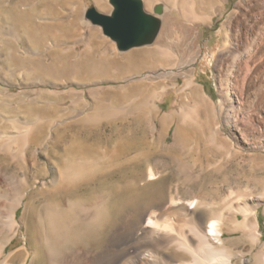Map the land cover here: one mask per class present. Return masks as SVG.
<instances>
[{
  "label": "rangeland",
  "instance_id": "1",
  "mask_svg": "<svg viewBox=\"0 0 264 264\" xmlns=\"http://www.w3.org/2000/svg\"><path fill=\"white\" fill-rule=\"evenodd\" d=\"M142 1L149 13L154 6L162 5L161 16L171 26L166 44L174 53L184 54L179 37L184 27L180 12L170 8L167 0ZM237 1L225 0L223 10L219 12L220 8L215 7L212 20L196 24L192 31L195 47L189 52L197 55L194 77L205 100H183L178 93L183 78L167 80L166 90L156 101L160 111L154 118L157 129L152 132L142 101L164 84L143 79L144 75L153 77L151 74L156 73V69L150 68L151 58L125 57L131 52L151 49L166 26L164 18L151 45L118 52L100 27L84 18L88 5L109 14L112 7L108 0H0V135L11 144L9 153L0 152V177L20 178L25 172L28 187L36 189L44 183L51 184L52 178L59 179L66 159L73 163L80 159L89 161L90 168L81 170L73 183L63 180L58 190L61 198L72 199L87 200L99 192L108 194L111 222L103 231V241L129 207L140 209L172 197L180 200L173 208V214L178 216L184 203L201 199L208 207L201 206L197 211L208 217L211 211L221 213L228 206L221 200L232 189L239 195L247 179L257 191L262 189L263 151L256 154L251 176V166L238 169L234 161L220 168L226 155L224 149H229L222 148L223 137L228 135L222 131L220 136H214L220 121L219 78L214 60L223 43L220 31ZM212 2L195 0L206 14L211 13ZM182 107L188 113L185 123L170 116ZM23 121L29 122L32 131L29 139L19 142L17 139L23 132L19 125ZM20 155L24 163L18 159ZM150 167L156 176L148 180ZM39 195V204L59 199L47 192ZM20 214L19 210L17 216ZM225 218L222 239L224 248L233 255L232 264H252L253 253L264 244V203L258 213L259 246L252 250L241 230L230 228L233 225L230 212ZM28 219L30 238L36 247L41 229L36 233V223L31 216ZM24 245L28 247L20 231L5 253ZM181 255L185 257L183 260L191 261Z\"/></svg>",
  "mask_w": 264,
  "mask_h": 264
},
{
  "label": "bare ground",
  "instance_id": "2",
  "mask_svg": "<svg viewBox=\"0 0 264 264\" xmlns=\"http://www.w3.org/2000/svg\"><path fill=\"white\" fill-rule=\"evenodd\" d=\"M167 2L170 8H176L180 12L184 20L179 37L185 53L176 54L166 44L171 26L161 13L159 17L164 18L166 26L152 48L131 52L125 57L126 60L138 55L145 57L142 58L144 60L151 58L153 64L150 68L156 69V73L151 74L153 77L144 75L143 79H154L164 84L142 101L143 109L149 115L152 132L157 129L154 118L160 111L156 101L166 90L167 80L183 78V84L178 89L183 100H205L194 77V64L198 58L189 52L195 47L192 31L196 24H207L212 20V15L216 13L215 7L220 8V12L225 5V0H213L210 3L212 11L206 14L200 11L195 0ZM157 6H161L163 12L162 5ZM220 33L223 43L214 60L219 78L217 87L220 121L214 136H220L225 131L228 136L223 137L225 139L222 148L228 146L229 149H224L226 155L220 159L219 165L220 168H225L231 161H234L238 169L249 165L251 176L255 170L254 162L258 158L256 154L260 151L264 154V0H238ZM173 115L181 123L188 119V113L183 107L170 114L171 117ZM29 125L27 121L20 123L19 128L23 132L17 139L19 142L30 135L32 128ZM2 136L0 135V152L7 154L11 151V144L3 141ZM162 139L165 141V135H162ZM18 159L23 163L25 161L22 155ZM73 162L66 159L59 179L52 178L51 184L44 183L41 188H29V178L25 172L21 173L20 178L0 177V264H232L233 255L224 248L222 239V225L229 212L233 223L230 228L241 230L251 250L259 246L261 227L258 213L259 206L264 203V187L257 191L249 179L239 195L233 189L228 191L227 196L225 194L226 197L221 202L228 206L222 208V214L220 211H211L205 217L197 210L201 206L208 207V204L201 199H194L184 203L181 208L183 212L176 216L173 208L180 200L171 197L167 201L140 209L129 207L120 215L103 241V231L111 222L107 207L108 194L99 192L87 200L61 198L58 190V186L62 185L60 183L63 180L65 183H73L81 170L90 168L89 161L80 159ZM147 174L148 180L156 176L151 167ZM46 175L47 170L42 179ZM45 192L59 199H50L39 204V194ZM233 197L235 199L231 203ZM19 210L21 214L17 216ZM29 216L36 223V233L41 229V234L36 236L38 238L41 235L37 239L36 247L30 238ZM20 231L28 247L24 245L5 253L6 247ZM181 254L191 261L183 260L185 257ZM252 264H264V244L253 253Z\"/></svg>",
  "mask_w": 264,
  "mask_h": 264
},
{
  "label": "water",
  "instance_id": "3",
  "mask_svg": "<svg viewBox=\"0 0 264 264\" xmlns=\"http://www.w3.org/2000/svg\"><path fill=\"white\" fill-rule=\"evenodd\" d=\"M108 3L112 7L109 14L100 13L88 5L84 18L100 27L118 52L154 42L161 27V6H154L153 12L149 13L145 11L142 0H108Z\"/></svg>",
  "mask_w": 264,
  "mask_h": 264
}]
</instances>
